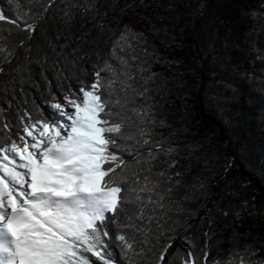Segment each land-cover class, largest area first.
<instances>
[{
  "label": "snow or ice",
  "instance_id": "6c2138e0",
  "mask_svg": "<svg viewBox=\"0 0 264 264\" xmlns=\"http://www.w3.org/2000/svg\"><path fill=\"white\" fill-rule=\"evenodd\" d=\"M150 7L15 0L13 15L0 9V264H264L259 237L242 244L252 234L235 228L224 255L209 259L217 213L191 205L208 199L199 170L211 157L162 115L168 77L153 70L178 62L149 52L146 33L124 21L129 10L149 19L136 10ZM36 68L47 86L39 105L26 91L39 87ZM214 203L237 221L254 214L248 201Z\"/></svg>",
  "mask_w": 264,
  "mask_h": 264
},
{
  "label": "trees",
  "instance_id": "16d2710c",
  "mask_svg": "<svg viewBox=\"0 0 264 264\" xmlns=\"http://www.w3.org/2000/svg\"><path fill=\"white\" fill-rule=\"evenodd\" d=\"M124 2L121 0V4ZM146 3L151 7L136 11L149 19L134 16L129 10L124 21L146 33L149 52L155 49L166 62H178L172 67L153 63L154 71L168 77L169 103L164 105L162 115L181 129L182 141L203 143L205 153L211 157L210 169L199 170L208 186V199L191 205L203 203L217 213L213 228L217 236L209 259L224 255L221 250L230 247L224 241L233 228L241 234H252L247 241L242 235V244L259 237L255 247L259 249L258 257L264 258V215L255 214L264 211V91L260 87L264 78V0H146ZM0 9L13 15L15 0H0ZM152 25L159 34L151 30ZM94 63L93 57L84 62V68L89 70ZM40 71L36 68L33 77L39 87H31L32 81L26 86L27 99L35 100L37 105L41 104V95L47 97ZM157 131L168 136L171 129ZM196 171L194 168L193 175ZM187 179L191 182V175ZM243 201L254 207V214L243 212L242 221L231 213L224 217L214 203L225 207L229 202L239 206ZM205 214L204 210L199 213ZM193 223L197 224L198 218ZM204 227L207 228V221ZM203 231L199 229L197 234ZM203 244L201 235L199 245ZM176 247L186 250L179 239Z\"/></svg>",
  "mask_w": 264,
  "mask_h": 264
}]
</instances>
